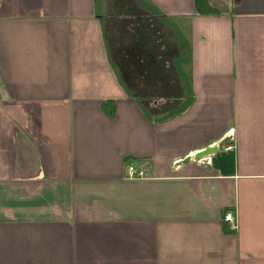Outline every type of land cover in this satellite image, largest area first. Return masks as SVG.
Masks as SVG:
<instances>
[{
    "label": "crops",
    "instance_id": "crops-1",
    "mask_svg": "<svg viewBox=\"0 0 264 264\" xmlns=\"http://www.w3.org/2000/svg\"><path fill=\"white\" fill-rule=\"evenodd\" d=\"M207 1L0 0V264H264V0Z\"/></svg>",
    "mask_w": 264,
    "mask_h": 264
},
{
    "label": "trees",
    "instance_id": "trees-1",
    "mask_svg": "<svg viewBox=\"0 0 264 264\" xmlns=\"http://www.w3.org/2000/svg\"><path fill=\"white\" fill-rule=\"evenodd\" d=\"M197 6V12L199 14H211L215 12L213 8L209 5L207 0H195ZM181 112V110H180ZM169 116V115H168ZM233 163L234 156L230 151H223L222 148L213 154L211 157V164L214 168L219 170V172L224 175H229L233 173Z\"/></svg>",
    "mask_w": 264,
    "mask_h": 264
},
{
    "label": "built area",
    "instance_id": "built-area-1",
    "mask_svg": "<svg viewBox=\"0 0 264 264\" xmlns=\"http://www.w3.org/2000/svg\"><path fill=\"white\" fill-rule=\"evenodd\" d=\"M231 148H232L231 146H228V147L225 148V150H229ZM128 175L129 176H134V175L141 176L142 173L141 172H137L132 166H128ZM223 220L227 221L229 223V227L231 229H236L237 228V219H236V215H235L234 212L225 213L223 215Z\"/></svg>",
    "mask_w": 264,
    "mask_h": 264
},
{
    "label": "water",
    "instance_id": "water-1",
    "mask_svg": "<svg viewBox=\"0 0 264 264\" xmlns=\"http://www.w3.org/2000/svg\"><path fill=\"white\" fill-rule=\"evenodd\" d=\"M219 149L218 145H212V146H208L205 147L199 151H197L196 153H194L191 157H185L184 159L181 160L182 163H186L189 162L190 160H198V159H202V158H207L210 155L216 153Z\"/></svg>",
    "mask_w": 264,
    "mask_h": 264
},
{
    "label": "rangeland",
    "instance_id": "rangeland-1",
    "mask_svg": "<svg viewBox=\"0 0 264 264\" xmlns=\"http://www.w3.org/2000/svg\"><path fill=\"white\" fill-rule=\"evenodd\" d=\"M210 156H211V155H210ZM212 156H213V154H212ZM212 156H211V157H212Z\"/></svg>",
    "mask_w": 264,
    "mask_h": 264
}]
</instances>
